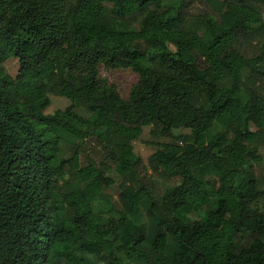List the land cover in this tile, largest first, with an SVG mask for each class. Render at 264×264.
Returning <instances> with one entry per match:
<instances>
[{"label":"trees","instance_id":"1","mask_svg":"<svg viewBox=\"0 0 264 264\" xmlns=\"http://www.w3.org/2000/svg\"><path fill=\"white\" fill-rule=\"evenodd\" d=\"M100 65L138 74L126 99ZM244 70L264 86V0H0V264H93L76 249L103 264H264L248 126L264 129V96L240 94ZM49 94L69 106L44 113ZM148 125L189 130L182 144L146 141L151 170L179 177L160 195L132 144ZM109 169L138 187L103 217L93 203ZM142 203L148 226L133 219Z\"/></svg>","mask_w":264,"mask_h":264},{"label":"rangeland","instance_id":"2","mask_svg":"<svg viewBox=\"0 0 264 264\" xmlns=\"http://www.w3.org/2000/svg\"><path fill=\"white\" fill-rule=\"evenodd\" d=\"M172 0H166V2H170ZM202 4L199 6L196 5L192 11H196L198 8L201 7ZM119 28L125 29H138L139 23L137 22H122L117 25ZM260 38L258 36L248 37L244 42V50L248 56L254 55L257 51L258 43ZM7 68L10 73L14 74L18 68V62L15 59H10L7 61ZM99 75L100 77L106 79L109 83H113L117 86V89L120 95L126 99L129 95L131 87L137 82L138 74L132 70L131 68H109L103 65L99 66ZM241 83H243L242 89L240 94L245 96L246 94V87L253 86L255 87L260 94L264 96V86L260 84V82L256 81L253 77L249 76L248 70H244L240 77ZM50 96V104L45 108L44 113L51 114L56 109H65L69 106L70 101L62 96L49 94ZM76 112L83 115L89 116L90 112H87L82 107H77ZM69 119V118H67ZM69 121L77 126L80 129H85V127L78 122L69 119ZM249 128L253 132L259 133V139L250 145L251 150L254 152L255 155L261 156L260 162H254L250 160L251 169L254 171V174L257 178L259 187H264V129H258V127L250 122ZM152 126H144L141 137L139 140H134L132 142L134 152L139 155L140 161L138 163V168L142 172L140 177L143 174H148L155 183L156 191L160 195L162 194L167 188L175 185L179 181V177L177 176H170L166 175L162 171L153 172L149 167L148 163V156L154 152L155 147L146 143V141H153V142H174L182 144V138L180 135L189 133L188 129H180L173 131V137H165L160 134H151ZM215 130V129H214ZM229 135L231 133H228ZM98 141H93L94 143V152L96 149L100 148V143L96 144ZM98 153V152H97ZM71 156V151L69 149V145L64 143L62 144V151L60 153V157L69 158ZM94 156H97L94 155ZM101 158V157H100ZM92 161L97 164L98 160L92 158ZM107 175L111 176L114 180V183L103 190L101 195L94 201L93 207L97 214L103 217L107 216H117L118 213L123 209L122 204L120 202V192L122 189H136L138 187L137 181L135 182H128L122 176H120L114 169H109L106 171ZM68 182L72 181V177H66ZM188 216L192 219L197 218V213H190ZM133 219L141 224L148 226V217L146 213V203H142L139 208L137 209ZM76 254L79 256H83L93 262V264H103L99 262L95 257L87 254L85 251L81 249L75 250ZM118 257L125 262L126 257L120 253ZM61 264H66L65 261H61Z\"/></svg>","mask_w":264,"mask_h":264}]
</instances>
